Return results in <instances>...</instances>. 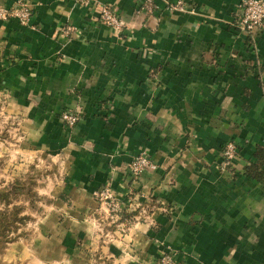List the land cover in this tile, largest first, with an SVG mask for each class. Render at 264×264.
Returning <instances> with one entry per match:
<instances>
[{
  "label": "crops",
  "instance_id": "0c3cea01",
  "mask_svg": "<svg viewBox=\"0 0 264 264\" xmlns=\"http://www.w3.org/2000/svg\"><path fill=\"white\" fill-rule=\"evenodd\" d=\"M18 1L32 16L0 20V98L25 152L62 159L66 200L15 228L0 264H154L164 250L174 264H264V27L238 30L240 0H154L149 14L143 0L0 3ZM104 5L121 32L98 20ZM64 110L80 115L73 127ZM142 149L156 169L135 179ZM106 184L141 205L107 239L92 196Z\"/></svg>",
  "mask_w": 264,
  "mask_h": 264
},
{
  "label": "rangeland",
  "instance_id": "374dc122",
  "mask_svg": "<svg viewBox=\"0 0 264 264\" xmlns=\"http://www.w3.org/2000/svg\"><path fill=\"white\" fill-rule=\"evenodd\" d=\"M20 4L27 7L30 11V17L25 22H20L18 20L19 16L16 14L19 11L16 8ZM3 14L4 17L2 16ZM31 16L32 10L24 1H18L11 7H5L0 3V20L8 21L9 19H14L20 25L27 26L29 25ZM68 26L73 27L72 25H65L63 27L64 31H67ZM68 31L72 32L73 30ZM5 106L4 101L0 98V187H7L9 184L7 182H13V175H16L17 179L23 181V187L20 192L17 191L10 195L7 201L0 203V212H8L9 217L10 213H13L11 217L18 218L15 223L12 222L14 226L12 224L9 230H6V232L8 231L7 234H0V257L3 255L8 243L13 239V232L17 228L19 229V225L30 223L34 225L41 217H45V208L49 209L50 214L61 211L58 209L60 201L66 200L65 193L62 191L64 173L62 159L56 153L52 154L45 150L41 152L34 149L33 155L25 152V139L20 129L21 120L18 116H10L9 112L4 110ZM67 111H60V114ZM70 112L77 113L74 111ZM141 151L143 149L138 150L132 156L128 165L129 174L135 179H138L145 171L156 169L147 168L142 171H135L132 168V162L135 161L136 156ZM92 196L97 205V215L95 214L97 217L94 219L98 221L101 229L108 230L106 233L102 231V235L106 239L113 238L116 232L124 235L126 225L120 221L121 215L126 212L128 216H124L125 219L135 218L134 212L136 209L140 210L141 206L136 200V195L125 197V199L119 198L114 194L111 187L106 184L96 189L92 193ZM111 220L118 223H114V227H110L107 222L111 223ZM136 221H139V217ZM160 263L174 264L173 253L165 250L162 251L154 264Z\"/></svg>",
  "mask_w": 264,
  "mask_h": 264
},
{
  "label": "built area",
  "instance_id": "2783aa9c",
  "mask_svg": "<svg viewBox=\"0 0 264 264\" xmlns=\"http://www.w3.org/2000/svg\"><path fill=\"white\" fill-rule=\"evenodd\" d=\"M171 7L182 10L184 8V0H176L172 3ZM16 9H19L16 14L19 16L18 20L20 22H25L29 19L30 11L27 7L20 4ZM155 9L156 6L154 0H143L141 10L153 13ZM238 10L239 19L236 27L241 33L254 40L264 27V0H240ZM2 16L4 17V14ZM98 18L101 24L119 32L126 27L124 20L118 15L116 9L110 5H104L102 7ZM68 30H74V27L68 26L65 33L71 32ZM60 119L65 123L66 127H73L80 120V115L67 111L60 114ZM237 153V145L233 141H229L224 145L222 149L223 159L220 163L221 172H228L231 161ZM132 163V168L135 171H142L147 168H156V165L150 159V156L145 150L141 151Z\"/></svg>",
  "mask_w": 264,
  "mask_h": 264
},
{
  "label": "trees",
  "instance_id": "16d2710c",
  "mask_svg": "<svg viewBox=\"0 0 264 264\" xmlns=\"http://www.w3.org/2000/svg\"><path fill=\"white\" fill-rule=\"evenodd\" d=\"M144 13L149 14V12L143 11ZM248 171L250 170L249 167H247ZM23 187V181L16 179L12 183L8 184L7 187H0V203L5 202L9 199V196L16 193L17 191H21ZM13 213H10V217L8 212H0V234L5 235L7 234L6 230H9V228L14 226V223L18 220V218L11 217ZM123 216H128L127 213H123ZM14 222V223H12Z\"/></svg>",
  "mask_w": 264,
  "mask_h": 264
}]
</instances>
